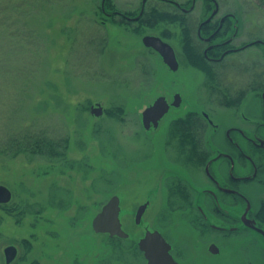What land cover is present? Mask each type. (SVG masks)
<instances>
[{
	"label": "rangeland",
	"instance_id": "rangeland-1",
	"mask_svg": "<svg viewBox=\"0 0 264 264\" xmlns=\"http://www.w3.org/2000/svg\"><path fill=\"white\" fill-rule=\"evenodd\" d=\"M139 1L111 0L121 10L136 8ZM217 2L220 13L233 11L239 18L234 43L252 45L230 55L217 72L230 74L223 80L235 88L249 78L255 87L264 81L252 79L264 75V47L254 43L264 42V0ZM100 3L0 0V46L7 56L0 69V151L7 140L26 133L59 140L64 151L58 158L0 153V185L11 192L10 202L0 204V264H6L7 246L17 249L11 264H143L133 240L144 227L159 230L173 244L179 262L177 250L188 264H261L262 244L247 232L224 240L209 235L219 253H207L201 241L208 235L189 226L187 211L168 201L165 187L177 176L200 197L196 181L205 184L199 172L177 160L180 145L166 144L173 119L189 111L207 112L218 126L216 134L206 130L211 146L222 142L226 128H245L247 122L208 97L207 79L187 63L177 26L148 28L118 17L108 20ZM17 4L20 8L12 9ZM15 11L22 12L18 20ZM168 31L166 39L183 63L176 72L141 42L144 35ZM177 92L180 106L170 108L157 128L146 130L143 109L159 96L171 102ZM95 104L103 108L102 115L90 113ZM257 104L249 97L246 114L256 117ZM115 107L123 109L119 119L107 115ZM113 195L120 198L128 241L92 231V219ZM144 202L149 206L137 227L134 212Z\"/></svg>",
	"mask_w": 264,
	"mask_h": 264
},
{
	"label": "flooded vegetation",
	"instance_id": "flooded-vegetation-1",
	"mask_svg": "<svg viewBox=\"0 0 264 264\" xmlns=\"http://www.w3.org/2000/svg\"><path fill=\"white\" fill-rule=\"evenodd\" d=\"M101 2L105 17H118L123 23L138 24L139 17L145 16L154 7L159 9L165 7L163 10L167 13L179 16L176 22L167 25L179 28L178 36H181L182 52L186 56L187 63L206 77L208 97L212 100H215V97L220 102L219 107L233 111L246 121L247 125L245 128L236 125L229 126L223 132L222 142L218 145L212 143L213 146H211L210 138L205 141L206 130L208 128L211 133H214L217 132L218 126L210 120L211 117L207 112L202 111L201 115L198 112H187L185 115L188 113L197 114L202 129L199 131V137L195 139L194 154H183L177 160H180V163L187 168L199 172L205 184L201 185L203 183L199 184L196 181L194 188L200 189L198 190L200 197H198L193 188L176 176L165 186L168 192V201L177 202L175 205H179L178 211H187L188 224L192 229L199 232L200 235L204 233L208 235L207 241H201V245L210 255L218 254L219 249L218 244L214 242V239L209 238V235L218 236L224 240L241 237L243 232L256 235L264 251V81L252 87L248 75L249 79L243 85L235 88L234 84L226 83L223 80V77L228 78L230 74L225 75L217 72L225 66L224 63L230 55L252 46L250 42L234 43L239 26L237 14L233 11L220 13L217 0H140L136 8L121 10L117 6H113L114 9L111 11L104 10L105 0H101ZM168 33L170 32L168 31ZM157 37L172 47L178 63V70L183 66L179 52L170 44L166 36ZM192 39L194 43H191ZM261 45L264 47V42ZM199 65L203 66L206 71L214 72V77L208 78L206 72ZM166 68L169 69L167 66ZM236 69L240 72L243 70V66L239 65ZM227 71H232V69L229 68ZM262 77L264 75L259 74L252 79L261 80ZM212 85H217L218 89L215 90ZM175 94L180 96L178 92L174 93L173 100ZM249 97L251 101L257 100L256 117H252L251 112L246 114L248 111H246L245 105ZM173 100L171 102L167 100V102L171 104ZM178 107L170 106L174 109ZM166 141H168L167 145H175L180 142L178 139L171 138ZM143 204H146V207L139 223H136V212ZM148 206L149 202H144L135 209L134 222L137 227H141L143 215ZM122 229L124 230L123 227ZM154 231L159 232L170 246L169 254L176 264H188L185 260L186 256L177 250L183 261L179 262V258L177 259L175 256L174 250L176 249L173 244L159 230L148 227H144L142 234L133 240L136 251L141 254L143 264H146L147 260L138 244L147 232ZM129 238L128 234V238L120 239L128 241ZM260 262L264 264L263 259H260Z\"/></svg>",
	"mask_w": 264,
	"mask_h": 264
},
{
	"label": "water",
	"instance_id": "water-1",
	"mask_svg": "<svg viewBox=\"0 0 264 264\" xmlns=\"http://www.w3.org/2000/svg\"><path fill=\"white\" fill-rule=\"evenodd\" d=\"M255 41L254 43H259ZM142 43L145 47L156 51L163 63L171 70L175 71L178 68V63L174 56L172 47L157 36L145 35L142 37ZM181 98L175 94L174 100L169 104L164 96L157 97L151 105L145 107L141 113V121L143 127L148 130L151 127L156 128L160 120L169 111L170 106L178 107ZM103 108L100 104L92 105L90 113L95 116H100L103 113ZM11 200L10 190L0 185V204H7ZM146 207V204L141 205L136 212V223H139L140 217ZM119 198L113 195L94 216L91 222L92 231L94 233L108 234L110 237H118L122 239L128 238L121 226ZM140 251L143 252L146 264H176L169 254L170 246L165 242L161 234L157 231L147 232L138 244ZM5 263H12L17 255V249L14 246H7L3 250Z\"/></svg>",
	"mask_w": 264,
	"mask_h": 264
},
{
	"label": "trees",
	"instance_id": "trees-1",
	"mask_svg": "<svg viewBox=\"0 0 264 264\" xmlns=\"http://www.w3.org/2000/svg\"><path fill=\"white\" fill-rule=\"evenodd\" d=\"M10 3V1H9ZM102 2L100 3L99 10L100 13L104 16L103 10H102ZM113 3L111 0H105L103 4V8L105 11H111L114 9ZM11 6V3H10ZM20 6L17 4L12 9L18 10ZM16 12V11H15ZM17 14V20L18 16L22 14V12H16ZM105 17V16H104ZM108 19V17H105ZM114 16H111L108 20H113ZM179 19V16L173 13H167L163 9L159 8H151L148 13H146L145 16L139 17V22L137 24L138 26L142 27H148V28H155L158 25L161 24H169L174 23ZM121 22V21H120ZM16 31L21 30L19 27H16ZM185 31V30H184ZM4 34V30L1 27L0 23V36ZM10 35V38L14 37L10 31L8 34ZM161 36L165 37L167 36V33H161ZM3 39H0V42H2ZM8 42L10 40L8 39ZM5 50L2 46H0V66L1 63L4 65L5 60L7 59V56L4 55ZM199 67L206 72V75L208 78L214 77V72L206 71L203 66L199 65ZM4 67H0L1 70H3ZM123 114V109L121 107H115V109L107 111V115L116 116V119L120 118V115ZM202 129V125L200 124V121L198 119L197 114L195 113H188L187 115L183 117H179L176 119H173L169 123V129L167 136L171 139H178L179 142V152L183 154H194L195 150V139L199 137V131ZM66 148V147H65ZM63 152L60 147V141L56 139H52L50 137H47L42 134H29L26 133L22 135L21 137H15L11 138L6 141L4 148L0 151V153L5 155H10L12 157L17 156L21 153L28 154V155H41L48 158H58L63 156Z\"/></svg>",
	"mask_w": 264,
	"mask_h": 264
}]
</instances>
